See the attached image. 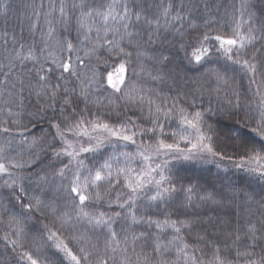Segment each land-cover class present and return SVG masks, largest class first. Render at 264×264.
<instances>
[{
    "label": "trees",
    "instance_id": "obj_1",
    "mask_svg": "<svg viewBox=\"0 0 264 264\" xmlns=\"http://www.w3.org/2000/svg\"><path fill=\"white\" fill-rule=\"evenodd\" d=\"M0 264H264V0H0Z\"/></svg>",
    "mask_w": 264,
    "mask_h": 264
},
{
    "label": "rangeland",
    "instance_id": "obj_2",
    "mask_svg": "<svg viewBox=\"0 0 264 264\" xmlns=\"http://www.w3.org/2000/svg\"><path fill=\"white\" fill-rule=\"evenodd\" d=\"M102 135H103V133H101L100 136H102ZM104 135H105V134H104ZM87 136H88L89 138H92V139H93V138H96V139H97L98 134H97L95 131H88V135H87ZM116 136H117V138H122V139H124L123 136L114 135V137H116ZM89 138H87V139H89ZM198 150H199V151H198ZM198 150L195 151V148H194V150L192 151V153L185 154L186 158L190 157L191 155H195V154H205V153H203V152L207 151V147H206V145L204 144L203 141L200 142ZM163 156H164V155L161 154V153H153V154H150V157H152V158H160V157H163Z\"/></svg>",
    "mask_w": 264,
    "mask_h": 264
}]
</instances>
